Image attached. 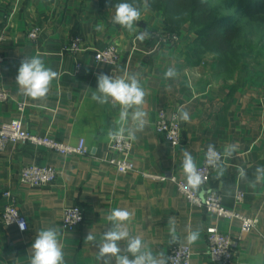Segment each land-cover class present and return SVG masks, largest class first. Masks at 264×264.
Here are the masks:
<instances>
[{"label":"crops","instance_id":"0c3cea01","mask_svg":"<svg viewBox=\"0 0 264 264\" xmlns=\"http://www.w3.org/2000/svg\"><path fill=\"white\" fill-rule=\"evenodd\" d=\"M116 9L104 6L102 0H0V86L10 94V100L0 103V124L21 119L25 130L38 136H50L58 142L76 146L84 139L88 154L61 156L31 145H9L0 154V264H30L32 243L38 232L56 228L64 252L65 264H100L96 249L85 240L91 232L99 241L111 227L107 216L114 208L133 213L126 222L130 237L140 236L143 250L159 258L163 252L169 263L171 251L186 242L188 233L199 229L195 244L189 245L191 264H214L208 257L206 230L216 227L239 241L232 264H264V182L255 180V170L264 166V87L243 80L236 87L210 80L209 75L194 66L188 56L191 46L184 39L174 46H159L152 41L136 39L142 32H155L148 23L135 22L134 32L113 23ZM40 29L37 41L28 33ZM157 29V28H156ZM82 39L83 51L66 52L72 41ZM115 46L120 63L112 68L97 63L96 51ZM39 55L46 67L58 73L43 101L21 94L16 76L21 60ZM82 65L79 72L78 65ZM174 68L178 75L165 79L164 72ZM125 70L138 74L145 90L143 110L147 124L137 133L129 160L135 171L120 174L106 160L109 153V131L118 129L119 108L99 105L92 100L97 87L96 76L104 72L120 77ZM25 104L19 112L18 104ZM183 107L190 120L181 125V145L170 146L156 131L160 111L169 115ZM131 121L129 120V125ZM127 136V133H125ZM224 153L235 146L232 157L225 156L223 170L215 169L206 188L222 197L223 205L254 218L256 227L248 234L241 232L238 220L217 219L204 210L191 206L169 180L156 182L144 174L185 179L182 170L183 149H187L200 166L208 145ZM29 166H53L56 181L47 187L22 185L20 174ZM243 167L247 180H241L238 169ZM11 192L17 207L28 222V230L20 232L15 225L2 223L6 205L3 197ZM245 194L244 202L236 204V194ZM78 206L85 221L75 231L62 227L64 211ZM170 217L175 218V235L180 242L170 244ZM121 255L127 240L118 242ZM102 264V262H101ZM111 264H116L115 257Z\"/></svg>","mask_w":264,"mask_h":264},{"label":"clouds","instance_id":"9594fccd","mask_svg":"<svg viewBox=\"0 0 264 264\" xmlns=\"http://www.w3.org/2000/svg\"><path fill=\"white\" fill-rule=\"evenodd\" d=\"M145 7H148L145 0ZM115 15L113 23L129 32L136 31L135 22L140 19V10L129 3H119L115 5ZM146 32L137 35L136 39L143 42L147 37ZM178 75L174 68H168L164 72V78H175ZM58 73L50 67H46L44 60L37 54L30 58L21 60L16 76V83L19 86L21 94L30 97L32 100H45L49 94L52 82L57 79ZM97 87L92 93V100L99 105L111 104L113 108H119L118 129L113 128L109 131L110 140H120L127 133L129 140L135 141L137 133L143 132L147 120V113L143 110L145 104V90L140 86L138 74L129 73L125 70L120 77L100 72L96 76ZM179 119L188 122L190 115L182 106L178 109ZM129 120L131 124L129 125ZM182 170L186 178V187L188 189L198 190L204 182L200 172L197 170L195 158L187 149H183ZM236 151L235 146L225 148L223 155L232 157ZM221 155L215 150V146L208 145L206 153V163L211 167L223 170L220 163ZM255 180L249 182L250 186L255 187L257 182H264V166H258L255 170ZM238 176L241 180H247V172L241 167L238 169ZM133 213L127 209L114 208L107 216L111 227H108L102 233V237L97 241L91 233L85 237V240L91 242L96 249V260L102 264H111V258L115 257L116 264H167V257L163 252L159 253V258L153 256L150 250H143V242L140 236L130 237L126 222H131ZM21 231L26 230V222L22 219L17 221ZM170 234L172 239L170 244L180 242V238L175 235V218L170 217ZM199 229L192 230L186 237L189 245L195 244L199 239ZM127 240L126 252L131 254L121 255L119 241ZM33 254L30 264H65L64 252L59 242V232L56 228H47L40 230L32 243Z\"/></svg>","mask_w":264,"mask_h":264},{"label":"built area","instance_id":"2783aa9c","mask_svg":"<svg viewBox=\"0 0 264 264\" xmlns=\"http://www.w3.org/2000/svg\"><path fill=\"white\" fill-rule=\"evenodd\" d=\"M40 36V29L36 28L28 33L30 41H37ZM4 37L0 36V42ZM152 41L155 44V49L159 46H174L180 42V36L170 33H152L148 34L144 42ZM66 52L77 54L83 51L82 39L76 38L65 49ZM94 59L97 63L106 64L112 68L119 65L121 57L118 49L115 46H109L103 50L95 52ZM82 65H78L76 71L79 72ZM10 100L9 92L0 86V103H6ZM25 104L19 103L18 110L23 112ZM156 131L158 134L164 136L167 143L173 148L181 145V125L179 115L177 113L168 114L162 110L158 114L156 122ZM31 145L38 148H44L50 152H54L61 156H84L88 154V148L84 139H81L76 146H69L58 142L50 136H38L31 134L25 130L21 119H13L7 123L0 124V154L3 153L9 145ZM133 141L129 140L127 136L120 140H110L109 153L112 157L108 158L106 162L115 167L120 174H127L135 171V165L129 160V156L133 150ZM215 150L221 155L220 163L225 160V156L218 148ZM207 148L204 153V159L197 170L202 175L204 182L200 189L185 190L186 178L180 179L178 177L166 178L152 174H144L146 179L165 182L169 180L172 182L178 193L193 207L200 208L206 213L213 215L217 219L223 220H238L241 222V232L244 234L250 233L257 225L254 218L242 216L239 212L233 209L226 208L222 203L221 195L216 191L206 190L213 171L215 168L206 163ZM57 170L53 166L39 167L29 166L22 170L20 174V182L33 188H41L52 185L57 178ZM6 200V205L2 213V223L6 226L15 225L18 229L17 220L22 219L26 222V230L20 232L24 233L28 230V222L24 215H22L17 207L15 197L11 192L3 194ZM245 194L238 192L235 200L236 204L240 205L244 202ZM85 221V215L82 208L75 206L67 208L64 211L62 227L66 231H75ZM208 257L214 264H232L236 250L239 247V241L232 237L221 233L218 228L211 227L206 230ZM193 252L189 245H179L175 247L169 255L170 264H191Z\"/></svg>","mask_w":264,"mask_h":264},{"label":"rangeland","instance_id":"374dc122","mask_svg":"<svg viewBox=\"0 0 264 264\" xmlns=\"http://www.w3.org/2000/svg\"><path fill=\"white\" fill-rule=\"evenodd\" d=\"M119 3L137 7L143 24L148 23L155 30H173L180 40L190 42L191 62L215 83L234 88L246 80L264 87V13L247 16L236 0H147L148 7L145 0H112L109 5L115 8ZM202 4L210 7L219 19L234 20L235 30L219 42L204 45V54L199 56L195 54L199 48L195 41L199 40L197 30L201 25L194 21L204 9Z\"/></svg>","mask_w":264,"mask_h":264},{"label":"trees","instance_id":"16d2710c","mask_svg":"<svg viewBox=\"0 0 264 264\" xmlns=\"http://www.w3.org/2000/svg\"><path fill=\"white\" fill-rule=\"evenodd\" d=\"M110 1L112 0H102V3L104 6H110ZM236 3H238V6L242 8L247 16L251 14L254 15L257 13H264V0H236ZM232 5L233 4H231L230 7ZM201 7H204V9L202 13L198 14L197 21H194V24L201 25V28L197 30L199 40L195 41L199 47L195 50V54L199 56L204 54V45L209 44V42L212 41L219 42L228 35H231L233 30H235L234 20L231 18L219 19L210 7L205 6V4H202ZM160 32L177 34L173 30L167 28ZM190 49H192V46H190ZM188 56L191 58L190 55Z\"/></svg>","mask_w":264,"mask_h":264}]
</instances>
